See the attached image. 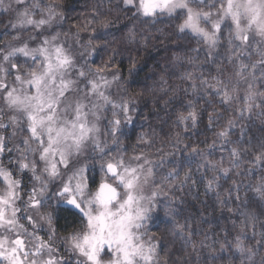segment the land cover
<instances>
[{
    "label": "clouds",
    "instance_id": "obj_1",
    "mask_svg": "<svg viewBox=\"0 0 264 264\" xmlns=\"http://www.w3.org/2000/svg\"><path fill=\"white\" fill-rule=\"evenodd\" d=\"M225 4L174 0L146 15L142 0H0L9 90L30 93L41 49L70 59L45 80L55 116L38 136L0 89V264L12 249L21 264H90L75 242L91 231L85 213L102 211L103 183L113 211L130 193L143 210L131 232L151 259L133 264H264V32L242 14L238 38ZM49 125L71 135L50 145ZM116 259L113 247L100 264Z\"/></svg>",
    "mask_w": 264,
    "mask_h": 264
},
{
    "label": "snow or ice",
    "instance_id": "obj_2",
    "mask_svg": "<svg viewBox=\"0 0 264 264\" xmlns=\"http://www.w3.org/2000/svg\"><path fill=\"white\" fill-rule=\"evenodd\" d=\"M174 0H142V9L146 15L154 12L158 7H167L169 3H173ZM223 16L231 17L232 23L236 26V32L238 38L246 39V36H241V33L245 29L241 28L240 18L241 15L247 17L248 27H256L258 31L264 32V0H226V4L222 6ZM185 26L191 29L193 32H199V20L197 17L189 13ZM217 31H221L220 22L213 25ZM206 39H212L208 34H204ZM24 55H30L31 53L26 49H18ZM41 54L44 56L46 65L43 73H33L30 80L26 81L30 88V93L18 94L15 89L9 90L7 86L0 82V89H3L6 93V100L10 106L26 112L30 121V130L34 136H38L37 128L45 125L46 122L54 121L55 113L53 108L56 104V100L53 96L48 94L45 89L47 84L46 78L51 77L58 68L66 66L70 63L69 57L64 55L63 51L59 48L56 49L55 63L48 56L46 50L41 49ZM8 57H6L7 59ZM14 68L19 65H14ZM20 80V76L16 77ZM63 83V82H62ZM47 113V116L42 115ZM81 130L86 131L83 124L80 125ZM49 144L54 145L57 143L61 136H65L66 130L63 128L54 129L49 125ZM55 132V137L51 134ZM71 133H67L70 136ZM65 136V138H67ZM50 148H44V154H47ZM109 170L115 173V166L109 165ZM123 182V177H121ZM134 184L133 180H129L125 187L132 188ZM81 186L78 184L77 189ZM65 192L71 193V188L65 187ZM116 190L109 184L103 183L99 186L95 194V200L98 206L101 207L97 215L93 216L89 212L85 215L88 216V223L91 231L85 234L82 239L75 242V246L80 252L87 256L90 264H100L101 254L107 252L109 249L115 247V253L117 259L114 264H133V257L135 255H142L146 261L151 259L148 254L150 249H144L142 245H136L134 243L133 234L131 232L132 226L143 215V210L139 207L134 209L135 197L130 193L128 199L122 203L117 211L111 209L112 202L116 199ZM70 204L76 207H81L75 196H71ZM17 243H20L19 241ZM3 244L0 243V256H3ZM16 249H12L8 256L10 258V264H21L19 260L15 259Z\"/></svg>",
    "mask_w": 264,
    "mask_h": 264
}]
</instances>
